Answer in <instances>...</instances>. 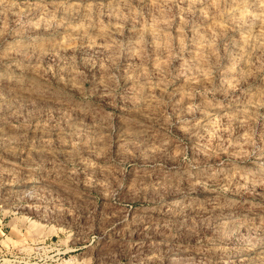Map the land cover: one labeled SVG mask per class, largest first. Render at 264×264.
<instances>
[{
  "label": "rangeland",
  "instance_id": "obj_1",
  "mask_svg": "<svg viewBox=\"0 0 264 264\" xmlns=\"http://www.w3.org/2000/svg\"><path fill=\"white\" fill-rule=\"evenodd\" d=\"M0 83L19 90L0 167L45 183L0 177V264H224L264 244L233 230L264 219L241 185L264 181V0H0Z\"/></svg>",
  "mask_w": 264,
  "mask_h": 264
},
{
  "label": "bare ground",
  "instance_id": "obj_2",
  "mask_svg": "<svg viewBox=\"0 0 264 264\" xmlns=\"http://www.w3.org/2000/svg\"><path fill=\"white\" fill-rule=\"evenodd\" d=\"M18 88L22 89L20 91L25 93L27 97L34 95L35 97L40 98L42 100H45L48 103L54 104L56 107L58 106L59 108H61L62 106L63 107L65 106V103L63 101H61L58 98V96H56L54 94H52V95L51 94H45L44 92L39 90L33 84H27L23 87H18ZM16 89H17V87L13 86V84L12 85H8V84L2 85L0 83V98L6 92L16 95L17 93H19L18 92L19 90H16ZM212 128H213V125H209L207 129L211 130ZM9 137H10L9 133H6L3 129L0 128V151L3 148V146L8 142ZM81 164L84 167L87 166L86 163H84V162H82ZM219 172L220 171L218 169L212 171V173L209 172L208 174L203 176V179L205 181H210V182L225 183L228 180L227 176H224V175L218 176L217 174H219ZM46 174L52 178L57 176L56 172L54 173V171H52V170H50V172L46 173ZM46 174H45V176H47ZM244 176H242V177L245 178ZM0 177H3L5 179V181L2 183L3 188L6 191L14 192V193L24 194L25 192H27V194H28V191H30L31 192L30 194L32 195V193H33L32 191H34L36 193L38 191L40 192L41 188H43L42 186L45 185V183L43 181H38V180L32 181V178L27 174L16 175L9 168H1L0 167ZM11 178H14V180H11ZM246 184H249L250 187H251V185L253 187H255L256 191L258 193H260V194L264 193V181L261 178L253 179L251 181V180H249V178L247 179V177H246V179L241 182V185H246ZM37 196H34V197H37ZM215 203L216 202H205L206 206L205 205L204 206L207 207L209 210H215L217 208V205H218ZM249 206L239 205V206H237L238 207L237 209H239L238 211H241L244 214H249L252 212L251 211L252 208L250 209ZM173 207L177 212H180V213L186 209H195L196 208V206L193 204L192 200L180 199V198H178L177 200L174 201ZM34 209H36V208H34ZM132 217H133V215L129 216L130 219H132ZM246 217L244 216L242 220H238L234 224L233 230L234 231H242V233L244 234V236L247 239L249 238L250 240H253V241L258 240L260 238H264V219L258 218L256 220H250ZM241 236H242V234H241ZM253 241H251V242H253ZM225 250H222V249L221 250H219V249L213 250V251H211L210 254H211V256H217L218 254L221 256L223 255L228 259L229 254ZM230 257L231 258L233 257V258L231 260L229 259L227 262H225L226 261L225 260L224 264H264V244L259 245L255 242H253L250 244L243 245V246L237 248L236 251H234V254H231ZM129 260H130V264H139V262L135 256H132V258Z\"/></svg>",
  "mask_w": 264,
  "mask_h": 264
}]
</instances>
